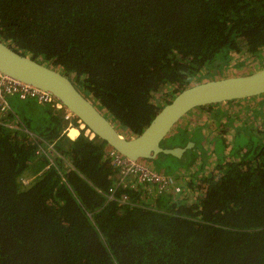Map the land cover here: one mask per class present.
Here are the masks:
<instances>
[{
    "label": "trees",
    "instance_id": "16d2710c",
    "mask_svg": "<svg viewBox=\"0 0 264 264\" xmlns=\"http://www.w3.org/2000/svg\"><path fill=\"white\" fill-rule=\"evenodd\" d=\"M0 41L66 76L131 138L191 83L264 68V0H0ZM10 107L0 264H264V94L175 124L160 146L192 147L146 161L179 192L122 175L85 129L70 140L80 124L62 110Z\"/></svg>",
    "mask_w": 264,
    "mask_h": 264
},
{
    "label": "water",
    "instance_id": "95a60500",
    "mask_svg": "<svg viewBox=\"0 0 264 264\" xmlns=\"http://www.w3.org/2000/svg\"><path fill=\"white\" fill-rule=\"evenodd\" d=\"M0 73L41 89L57 100L93 137L131 162L153 160L158 154L180 158L185 148H162L161 142L179 120L193 109L244 100L264 94V68L250 75L193 83L165 105L143 132L123 137L104 112L98 110L59 71L21 55L0 41Z\"/></svg>",
    "mask_w": 264,
    "mask_h": 264
},
{
    "label": "built area",
    "instance_id": "2783aa9c",
    "mask_svg": "<svg viewBox=\"0 0 264 264\" xmlns=\"http://www.w3.org/2000/svg\"><path fill=\"white\" fill-rule=\"evenodd\" d=\"M14 99L19 101L34 100L38 104H46L54 109L62 110L64 115L63 117L66 122H70L74 119L73 115L47 92L9 78L0 73V125L5 126V117L11 112L10 101ZM6 127L12 129L17 128L16 125L14 126L11 124H7ZM68 131L69 129H66L64 133L68 135ZM92 137V135L88 136L89 139H92ZM47 150L51 151L52 145L47 146ZM41 152L45 154L44 149H42ZM110 156L113 157V164L121 166L120 170L122 175L132 176L136 178L138 182L143 184L156 185L158 191L169 190L172 189V187H174L175 192L180 191V189L174 184L173 180L148 169L141 162H131L116 153L114 150L111 151ZM21 182L23 185H26L28 180L22 179Z\"/></svg>",
    "mask_w": 264,
    "mask_h": 264
},
{
    "label": "rangeland",
    "instance_id": "374dc122",
    "mask_svg": "<svg viewBox=\"0 0 264 264\" xmlns=\"http://www.w3.org/2000/svg\"><path fill=\"white\" fill-rule=\"evenodd\" d=\"M238 60V59H237ZM236 60V61H237ZM254 72V71H253ZM253 72H249L248 70H242V71H237V70H235V69H230V70H227L224 74H222V75H213V76H210L209 78H205V80L206 81H215V80H221V79H226V78H229V77H233V76H236L237 74H238V76H242V75H247V74H252ZM205 80L204 81H202V82H205ZM191 84H193V83H191ZM163 91H164V89H163ZM160 94V93H159ZM158 97L160 96V95H157ZM168 99H170V97L168 98ZM14 100H17V99H14ZM13 102V100H11L10 101V104ZM197 109H193V110H191L190 112H188L185 116H183L180 120H179V122H181V123H185L186 121H188V119H189V127L190 128H193V127H196V124L198 123V124H201V123H203V122H205L206 123V117H205V115H203V114H197V111H196ZM241 114V115H240ZM238 115H240V117H244V116H246L247 115V111L246 110H242L241 112H239V114ZM206 130V129H205ZM85 135L86 136H90L91 134L90 133H87V132H85ZM227 139V138H226ZM227 142H228V144H230V141L227 139ZM142 161V163L145 165V166H147V167H151L150 165H149V163H150V161H146V160H141ZM206 169H208V167H206ZM197 192V191H196ZM197 193H195L194 195H196ZM192 195H193V193H192Z\"/></svg>",
    "mask_w": 264,
    "mask_h": 264
},
{
    "label": "clouds",
    "instance_id": "9594fccd",
    "mask_svg": "<svg viewBox=\"0 0 264 264\" xmlns=\"http://www.w3.org/2000/svg\"><path fill=\"white\" fill-rule=\"evenodd\" d=\"M242 76H245V75H242ZM233 77H237V76H233ZM229 78H231V77H229ZM79 123V122H78ZM80 124V123H79ZM80 126H81V124H80ZM80 126L78 127V128H76L78 131H79V133H78V136H79V134H80V132L82 131V130H84V129H80ZM75 128V127H74ZM67 129H69V131L67 132L68 134H69V132H70V127L69 128H67ZM86 130V129H85ZM87 131V130H86ZM85 131V132H86ZM66 135V134H65ZM92 135V134H91ZM67 137H68V135H66ZM77 136V137H78ZM86 136V135H85ZM93 136V135H92ZM76 137V138H77ZM88 137V136H87ZM69 138V137H68ZM92 138H94V137H92ZM70 139V138H69ZM70 140H74V139H70ZM136 162H140V160L139 161H136ZM147 167V166H146ZM148 169H150L149 167H147ZM151 170V169H150Z\"/></svg>",
    "mask_w": 264,
    "mask_h": 264
},
{
    "label": "bare ground",
    "instance_id": "6f19581e",
    "mask_svg": "<svg viewBox=\"0 0 264 264\" xmlns=\"http://www.w3.org/2000/svg\"><path fill=\"white\" fill-rule=\"evenodd\" d=\"M73 129H76V128H70V131L71 130H73ZM80 129H84L83 127H82V125L80 126ZM78 131V130H77ZM78 133H79V131H78ZM78 133H77V135L76 136H78ZM89 133V132H88ZM75 136V137H76ZM68 137L70 138V139H72L71 137H70V132H69V134H68Z\"/></svg>",
    "mask_w": 264,
    "mask_h": 264
}]
</instances>
